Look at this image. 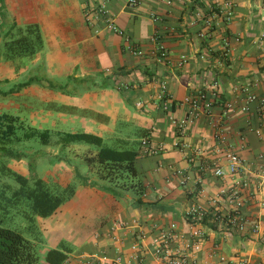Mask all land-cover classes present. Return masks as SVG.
Listing matches in <instances>:
<instances>
[{"label":"crops","instance_id":"1","mask_svg":"<svg viewBox=\"0 0 264 264\" xmlns=\"http://www.w3.org/2000/svg\"><path fill=\"white\" fill-rule=\"evenodd\" d=\"M128 1L0 0V53L6 52L7 58L32 53L29 64L18 67L31 71L33 75L27 81L34 83L19 89L20 83L13 92L24 90L48 102H53L55 95L61 105L79 108L71 103L73 99L67 95L65 85L51 79L56 88H47L46 80L41 83L39 75L46 74L47 68L52 74L66 75L68 80L105 75L106 83L98 88L116 92L118 119H113L116 110L106 107L104 96L97 90L86 94L91 100L88 107L96 106L102 110L99 113L109 117L104 123L106 138L136 142L139 147L142 179L130 185L138 196L127 197L124 204L111 203L110 216L93 222L85 223L83 216L76 215L78 223L66 233L61 232L49 249L69 250L65 264H88L91 256L103 260L96 264H118L113 261L118 254L123 256L122 264H137L130 259L132 234L141 226L149 232L144 253L146 264H150L153 238L162 230L151 226L165 228L176 222L186 230L185 212L191 205L201 204L209 211L204 223L205 251L224 254L231 264H264V106L257 101L248 113L239 108L242 85L247 81H253L254 91L264 96V0H138L136 6H129ZM227 1L233 5L230 16L225 14ZM103 4L107 17L124 30L130 42L96 18ZM206 30L209 32L202 35ZM162 45L168 51L166 60L158 55ZM130 47L144 51V55L134 54ZM182 56L187 61L180 64ZM11 66L15 69L12 62L4 67L8 71ZM8 80L0 74V82ZM215 81L219 89L212 112L201 113L193 122L187 141L201 148V167L206 166L220 157L215 150L219 146L215 130H222L227 146L243 158L244 169L239 175L219 178L207 168L201 170L200 184L184 187L174 171L194 174L195 166L188 161L189 149L182 151L174 146L177 130L159 98L160 85L166 83L172 97L171 110L180 117L186 108L178 103ZM235 101L233 107L228 106ZM28 111L31 117L40 116V110L34 107L28 106ZM160 145L165 149L153 154L145 152L146 146ZM235 186L246 193L242 214L259 224L255 231H226L213 220L214 213L225 214L231 209L218 196L220 190ZM82 199L97 214L113 202L104 194ZM113 225L124 227L119 230L120 242L111 240ZM66 236L75 248L63 244Z\"/></svg>","mask_w":264,"mask_h":264},{"label":"rangeland","instance_id":"2","mask_svg":"<svg viewBox=\"0 0 264 264\" xmlns=\"http://www.w3.org/2000/svg\"><path fill=\"white\" fill-rule=\"evenodd\" d=\"M7 55L8 54L6 52L0 53V63H2L0 64V74L3 73V77L6 76V78L8 77L9 79L8 81L0 82V114L9 113L19 115L21 120H23L25 127L31 126L40 130L47 128L51 129L53 130V139H57L59 137L58 133L54 131L60 129H63V132L84 131L102 135L105 137L106 142L109 145H112L114 140L106 138V135L103 132L104 123L98 122L92 116L82 117L79 113V110L84 108H89L95 112L102 111L96 106H93V108H91L92 106L88 107L91 100L86 97V94L89 91L97 90L99 91V94L104 96L105 99L103 100V103L106 107L114 108L116 110V114L113 116V119H118L119 114L117 112L120 110L118 108L119 106L114 102L116 101V92L112 90V88H109L106 91H101L99 90L100 88H98L99 85L102 86L106 83L105 75L98 74V76H88L85 79L80 78V80L83 81L75 78L68 80L66 75L58 73L52 74L49 68H47L46 74L39 75L42 80L41 83L49 78L60 83L62 86L65 85L67 95L70 100H74L70 102L79 106V114L50 110L47 108L50 104L48 101H43L41 98L30 96L24 90H20L18 94L13 92L20 83L27 81L29 76L33 75L31 71H22L19 70L18 67V64L21 63L29 64L32 53H17L14 58H7ZM8 62H12L15 69L11 66L10 70L7 71L4 66L7 65ZM54 63L56 62L54 61ZM75 93H78L79 95H76ZM82 95H84V99H80V96ZM107 97L109 98L107 99ZM51 99L53 101L52 103H62L55 95H53ZM83 100L85 102H83ZM12 101L13 106L11 105ZM28 106L40 110V116L31 117L29 114L30 112L28 111ZM100 109H102V107H100ZM61 117L66 119H61ZM130 126L133 128V125ZM28 144H32L34 146L30 153L29 149L26 148ZM16 148L25 150L28 153L29 159H35L36 171L40 178L46 181L56 182L63 188L69 184L76 188V193L63 203L55 214L47 218L37 217V224L39 225L41 231L40 238L42 240V242L38 245L40 264H46V253L49 247L56 243L60 233L63 231L66 233L69 227L75 226L78 223L76 221V215H79L80 217L83 216L82 219L83 221L85 220V223L93 222L96 221V219L110 216L109 213L113 212V209L110 207L111 203L117 202L124 204L127 197L136 198L138 196L130 185L133 182L137 183L139 178L128 177L125 175L122 178H115L113 181L105 180L97 176L96 173L91 170L90 163L84 160V157L86 153H89L88 150H96V147L93 145L74 143L70 150H65L60 149L56 144H54V146H47L36 138L29 142L26 141L24 144L17 146ZM8 165L17 172L27 176L29 174L26 159L22 162L12 160ZM1 183L11 185V189L13 190L19 187V183L10 176H2ZM101 194L111 196L113 198V202H108L107 205L101 209V212L97 214L94 211V208H90L89 204L87 205L85 202L86 200L82 198H88L90 196L98 197ZM27 225V220L21 215H13L7 219L3 226L22 230L27 237H30L29 231L25 229ZM61 239H63V237H61ZM63 240V244L75 248V243L67 239V236Z\"/></svg>","mask_w":264,"mask_h":264},{"label":"trees","instance_id":"3","mask_svg":"<svg viewBox=\"0 0 264 264\" xmlns=\"http://www.w3.org/2000/svg\"><path fill=\"white\" fill-rule=\"evenodd\" d=\"M32 83L34 80L22 83L19 89ZM46 87L55 89L56 84L47 78ZM47 108L72 114L78 113L79 110L75 106L52 102ZM79 113L84 117L92 116L101 123L109 121L108 116L93 110L81 109ZM23 123L19 115L0 114V264H40L38 245L42 240L37 217L52 216L76 193L73 185L69 184L63 188L56 182L40 178L36 171L35 159H29L28 153L21 148L17 149V146L36 138L47 146L56 144L60 149L65 150L74 143L93 145L96 147L95 153H86L84 160L90 163L91 170L97 176L112 181L125 175L140 178V182L142 179L139 169V147L136 146L138 144L136 142L115 140L109 145L102 136L94 133L60 130L54 131L59 137L53 139V130L25 127ZM33 147L32 144L27 145L29 153ZM24 159L27 160L28 176L8 165L12 160L22 162ZM1 175L12 177L19 183V187L13 190L11 185L1 183ZM135 186L139 188V184ZM13 215H21L27 220L28 225L25 229L29 231L30 237H27L22 230L3 226ZM208 216L202 220L203 223H206ZM68 253L69 250L63 247L52 248L47 251L45 259L47 264H65L69 257Z\"/></svg>","mask_w":264,"mask_h":264},{"label":"built area","instance_id":"4","mask_svg":"<svg viewBox=\"0 0 264 264\" xmlns=\"http://www.w3.org/2000/svg\"><path fill=\"white\" fill-rule=\"evenodd\" d=\"M138 0H129V6H136ZM107 8L103 4L98 8L96 18L104 20L107 28L126 38L129 41V37L126 35L123 29H121L113 20L107 17ZM233 13V5L231 1H227L225 6V14L230 16ZM208 28L211 29V23H208ZM208 30L204 31L202 35H205ZM130 42V41H129ZM130 50L137 55H144V51L139 49ZM161 60L168 58V51L165 46H160L158 50ZM187 60L185 56L180 58V64L185 63ZM161 89L159 92V98L165 110L169 111V120L171 124L177 130V136L174 142V146L182 151L190 150L188 161L192 163L194 167V174L184 171H174L179 175V183L181 186L196 187L201 183V170L212 169L215 176L223 178L227 175H239L244 169V160L239 153L234 152L226 144V136L222 130H215V138L218 141V145L215 147L216 153L219 154V158L212 163H208L206 166L201 167V148L193 147L187 141V135L191 129L193 122L201 116V113L210 114L213 109L214 102L218 98V82H213L210 86L200 89L193 94L186 95L179 106H185L186 112L184 116H176L172 112L171 108L173 104L171 94L169 93L166 83L161 82ZM255 83L253 81H247L242 85V103L239 108L242 112H250L251 104L259 102L261 106H264V96H259L254 91ZM235 102H229L228 106L233 107ZM140 105V104H139ZM216 126V125H215ZM217 127V126H216ZM223 145V146H222ZM164 150V146L155 148L153 146H146L145 152L147 154L157 153L158 150ZM206 171V170H205ZM220 198L224 199L230 206L228 213H214L213 220L226 231L236 230L238 232H246L250 230H257L259 224L246 219L242 210L246 203V193L242 187L223 188L220 190ZM209 215V211L205 209L201 204H193L185 212L186 230L180 229L176 222L170 223L167 227H162L158 224H153L151 228L153 230L162 229L160 235L153 238L151 256L152 261L150 264H231V260L224 254H218L215 251H205L204 245L207 238V231L202 220ZM123 226L113 225L111 227V240L114 242H120L121 235L119 230L123 229ZM149 233V232H148ZM147 232L142 230L141 226H138V231L133 233L134 241L131 244V260L137 264H146L144 251L148 249L145 246V240L148 237ZM136 236V237H135ZM105 260H108L105 258ZM103 261L97 257L91 256L88 258V264H96ZM118 264L124 262L122 254H118L113 260ZM105 264V262L103 263Z\"/></svg>","mask_w":264,"mask_h":264}]
</instances>
